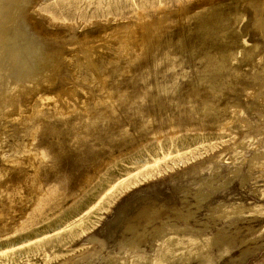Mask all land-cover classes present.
<instances>
[{"label":"rangeland","instance_id":"374dc122","mask_svg":"<svg viewBox=\"0 0 264 264\" xmlns=\"http://www.w3.org/2000/svg\"><path fill=\"white\" fill-rule=\"evenodd\" d=\"M7 1L0 174L21 166L44 191L14 184L15 203L0 202V264H264V0ZM169 17L145 55L148 24ZM128 49L125 74L95 63ZM54 53V85L16 83L20 66L36 74ZM39 96L63 117L29 135L16 123ZM103 105L111 129L90 114Z\"/></svg>","mask_w":264,"mask_h":264},{"label":"bare ground","instance_id":"6f19581e","mask_svg":"<svg viewBox=\"0 0 264 264\" xmlns=\"http://www.w3.org/2000/svg\"><path fill=\"white\" fill-rule=\"evenodd\" d=\"M16 2H18V1L16 0ZM203 8L205 9V7H203ZM163 19L164 20H159L158 23L153 25V26L148 24V26H150V27H148L149 28L148 30L146 29V27L143 28V30L146 29L147 31L144 34L145 36L142 35L144 37L143 40L140 39L141 42L140 41L139 42L141 43V48L144 50V53L147 56L152 54L156 50V48L158 49L160 47V43H161V41L163 39L162 36L164 37V35L162 33L163 29L166 28V24L168 25V22H170V24H171L172 23L171 21H173L175 18L174 17H169L168 19L167 18H163ZM33 20H35V19H33ZM10 23H11V21H10ZM39 23L43 24V26H47V24L44 21H40ZM8 24L9 23H7L6 25H8ZM146 24H147V22H146ZM143 26H145V25H143ZM48 28H50V27H48ZM18 31H19V29H18ZM141 31L139 32V37L141 36L140 35L141 33H144V32H141ZM5 34H6V32H5ZM137 34H138V31H137ZM137 34H135V35L137 36ZM136 39H134V40H136ZM139 42H137V43H139ZM89 45H88V47H89ZM128 52H129V49H128ZM129 55H130L129 56L130 57L129 60H122V58L121 59L117 58V60H115L113 58L110 59L108 57L106 59L107 61H104V62L100 61L98 57L97 58L94 57V60H95L96 65L99 68H101V70L103 71L104 75H106L108 77V76H111L112 74H114V75H116L118 73L119 74L120 73L125 74V72H126V66L124 64L125 62H127V66H133L135 64L136 58L134 56H132L131 52H129ZM95 56H97V55H95ZM56 58H57V56L54 53L53 55H50L49 58L45 59V61L40 62V65L38 66V69H37L38 73H36V74L33 73L32 71H29L26 68H24V64H23V67L20 66V71L18 69L19 72H17L18 74H17V77H16L17 78V82L16 83H19V85L21 87L30 88L29 92L30 93H34V94H38V92L42 91V90H38L37 89L39 87H41L42 89H44V87L50 88L52 85H54V82L56 81V79H57V77L59 75V72L62 69L61 65L56 62ZM4 60H6V58ZM61 60H62V58H61ZM26 65H27V63L25 64V66ZM30 65H32V64H30ZM30 65H29V67H30ZM31 68H32V66H31ZM31 68H30V70H31ZM34 72H36V71H34ZM112 77H113V75H112ZM109 86H110V88L112 90H117L116 89V86H117L116 79L114 81H109ZM60 88H62V87H60ZM125 90H123V89L120 90L119 89L118 94L116 96L117 99H119L121 103L124 102V100L127 98V95H128ZM15 91L16 92L20 91L19 94L22 95L23 100H26L28 97H31V96H28V95H23L25 90H14V92ZM50 92H52V91H50ZM58 92L59 91H57L56 93H58ZM19 94H17V95H19ZM44 94H46V93H44ZM54 96H56V95H54ZM36 97H38V96H36ZM45 97H46V95H45ZM42 98L43 97L39 96L38 99L36 98L35 102L32 101V103H34V105L33 104L31 105L30 103H26V101L25 102L22 101L24 107L20 104L21 107H23L22 109H24L25 111L24 110L22 111V112H24L23 115H22V118L20 119V117H19V119H18L19 122L16 123V124L24 126L27 129V132L29 133V135H33L35 133V130H37V129H42V133L43 134L52 133V132L57 131V129H56L57 125L54 124L53 122H51L50 119L54 118V117H57V118L63 117V113H59V111L56 109V106L52 105L53 103L52 104H49L48 102L45 103L46 100L42 101ZM45 99H47V98H45ZM38 102L42 103V106L37 105ZM9 103H10V101H9ZM15 106H16V104H15ZM104 107L106 108V105L105 106L103 105V106L98 107V108L93 107L92 109H90V114L92 115L94 120L95 119L96 120H104L107 123L106 126L109 129H111V128H113V126L108 121L112 118V114L106 112L104 110L105 109ZM22 109H20V111ZM20 111H19V113H20ZM18 115L21 116V114H18ZM39 122L42 123L41 126H37V124ZM20 129H22V128H20ZM59 129H61V128H59ZM91 129H92L91 127L85 126L84 129L82 130V133L83 134H87V133L90 132ZM23 130H24V128H23ZM64 131H66V130H64ZM16 132H17V130H16ZM25 134H26V132H25ZM30 140H32V139H30ZM19 147H21V146H19ZM46 151H47L46 147H44L39 152L37 150H36V152H33V155L29 159V164L32 167H37V166H39V164L42 165V167H43L45 165L44 158L47 156ZM38 169H42V168H38ZM3 171H4L3 174H2L3 176L0 174L2 176L1 179H0L1 180L0 182H1V185H3V188L0 190L1 191L0 192V202L1 203H2V200H4L5 203L7 202L6 205L9 204L8 206H12L15 203L16 199H15L14 196L16 194L13 195V192H15V190L17 188H19L20 186L18 185V187H16V186H13V185L14 184H18V183L20 185L22 184V187L23 186H28V189L30 190L31 195H33V194L39 195L40 193L41 194L43 193L42 192V191H44L43 188L42 187H40V188L37 187V185L40 186V184H38L40 181H37L36 176H35V174H36L35 172L27 173V171L24 170V168H21V166H18V165L17 166L16 165L15 166H7L5 169H3ZM12 188H15V189H12ZM25 188L23 187V189H25ZM3 192L5 193V195L3 194ZM0 205H1L0 206V212L4 213V209L3 208H5L6 205H4V203L0 204Z\"/></svg>","mask_w":264,"mask_h":264}]
</instances>
